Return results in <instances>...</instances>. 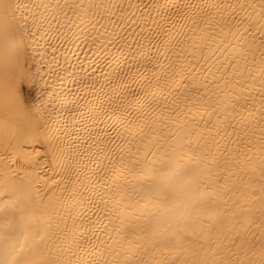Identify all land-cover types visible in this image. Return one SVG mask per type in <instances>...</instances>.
<instances>
[{
  "label": "bare ground",
  "instance_id": "obj_1",
  "mask_svg": "<svg viewBox=\"0 0 264 264\" xmlns=\"http://www.w3.org/2000/svg\"><path fill=\"white\" fill-rule=\"evenodd\" d=\"M0 264H264V0H0Z\"/></svg>",
  "mask_w": 264,
  "mask_h": 264
},
{
  "label": "rangeland",
  "instance_id": "obj_2",
  "mask_svg": "<svg viewBox=\"0 0 264 264\" xmlns=\"http://www.w3.org/2000/svg\"><path fill=\"white\" fill-rule=\"evenodd\" d=\"M26 94L28 95V97L30 98L32 96V92H30V90H26Z\"/></svg>",
  "mask_w": 264,
  "mask_h": 264
},
{
  "label": "snow or ice",
  "instance_id": "obj_3",
  "mask_svg": "<svg viewBox=\"0 0 264 264\" xmlns=\"http://www.w3.org/2000/svg\"><path fill=\"white\" fill-rule=\"evenodd\" d=\"M5 9L8 7L6 4L4 5ZM5 23H7V19L5 17Z\"/></svg>",
  "mask_w": 264,
  "mask_h": 264
}]
</instances>
